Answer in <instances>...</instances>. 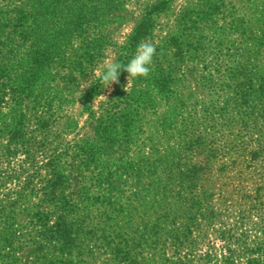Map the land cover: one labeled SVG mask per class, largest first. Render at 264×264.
Masks as SVG:
<instances>
[{
	"label": "rangeland",
	"instance_id": "obj_1",
	"mask_svg": "<svg viewBox=\"0 0 264 264\" xmlns=\"http://www.w3.org/2000/svg\"><path fill=\"white\" fill-rule=\"evenodd\" d=\"M118 1L119 6L106 0H84V17L75 20L84 26L78 39H90L94 32L92 28L86 30L87 25L102 23L101 35L112 43L103 62L116 61L120 48L131 38L138 40L137 45L143 41L154 43L159 51L156 50L151 69L157 63L165 69L164 80L171 91L168 103L155 98L154 107L140 108L139 91L144 85L140 78L127 80L128 74L122 72L118 82L95 92V119H102L111 131V159L120 168L118 173L127 170L123 175L126 183L122 182L126 197L140 192L141 161H153L156 153L179 155L178 163L187 166L208 163L215 170L236 159L243 150L264 152V0H256V9L243 6L250 20L246 28L233 27L219 16L206 21L210 13L208 0ZM9 3L4 2L2 10L11 8ZM96 3L98 8L107 9L99 17L94 15ZM82 51L75 55L79 57ZM178 53L183 54L182 60L176 58ZM64 57L63 67L70 66V55L64 53ZM99 65L88 68L86 74L74 75L78 88L74 92L63 84L67 82L61 75L66 70L54 66L59 74L52 73L63 82L58 89V103L65 105L57 116V124L48 130H39L51 122L29 98L22 95L16 101L10 95L0 97V264H43L46 259L56 264L69 259L74 264H131L129 254L139 263L144 255L137 237L139 220L123 231L119 226L124 225L126 216L120 219L111 214V225L104 226L102 220L107 213L98 205L86 206L75 196L76 182L70 184V204L62 208L64 211L54 209L50 201L54 197L50 186L53 173L73 176L68 157L76 153L73 144L77 137L90 131L81 93L101 85L96 74ZM13 109L15 120L10 119ZM140 123L144 126L141 136ZM131 125L134 131L138 130L137 136ZM59 126L66 130L64 134L59 132ZM17 129L20 131L13 134ZM52 167L55 168L51 170ZM133 171H137L135 176ZM128 198L120 201L125 210L132 201V197ZM138 203L132 202L134 206ZM250 205L244 204L245 213L229 217L224 226L214 223L209 228L198 219L201 227L195 228L189 241L179 249L178 257L187 256L182 259L186 264H222L223 247L230 245L237 256L234 264H242V254L250 255L257 246L264 251V206L256 210ZM247 207L251 212L247 213ZM40 213L49 215L46 224L39 218ZM60 214H68V224L82 231L79 249L71 257L56 253L60 238L49 229ZM228 229H232V239L223 245L215 232ZM44 235H52L48 241L54 247L42 252L38 247ZM125 239L130 248L117 244ZM174 254L169 250L165 257L177 262ZM153 263L146 262V255L141 262Z\"/></svg>",
	"mask_w": 264,
	"mask_h": 264
},
{
	"label": "trees",
	"instance_id": "obj_2",
	"mask_svg": "<svg viewBox=\"0 0 264 264\" xmlns=\"http://www.w3.org/2000/svg\"><path fill=\"white\" fill-rule=\"evenodd\" d=\"M106 1L115 6L120 5L118 0ZM4 2H10L11 8H5L3 11L1 6ZM208 2L209 18L213 16L206 21L219 16L224 21L228 20L227 22L233 27L245 28L250 20L246 17L243 6L247 5L254 9L257 6L256 0H217L216 2L208 0ZM0 3H2L0 5V97L10 95L16 101L22 95L25 96L24 98H29L37 108L40 107L41 115L47 116L51 122L46 128L38 127L39 130H48L57 124V116L62 113V107L65 105L58 103L60 95L58 89L63 82L52 71L59 74L58 71H54L55 68L57 66L64 68L67 73L61 76L67 83L63 84L74 92L78 89L75 87L74 75L86 74L88 68L101 64L105 52L112 43L101 35L102 23L98 21L87 25L86 28V30L93 29V37L78 39L82 37L84 26L82 23H75V20L77 17H84L82 11L85 9V2L81 4L79 0H0ZM94 8V15L97 17L107 10L98 8L97 3ZM99 11L101 14L98 15ZM145 27L147 26L144 25L143 28ZM76 41L79 44L77 49ZM137 43L138 40L129 39L125 46L120 48L116 61L127 63L135 53ZM79 50L83 51L78 57L75 54ZM156 50L159 51L158 48ZM68 51L70 57L67 59L72 64L63 67L62 62L66 59L64 53L68 57ZM176 58L182 60L183 54L178 53ZM82 60L85 62L83 63ZM122 72L124 71H121V74ZM166 76L165 69L157 63L146 77L140 78V83L144 85L139 91L140 108L154 107L155 98L162 99L165 103L169 102L171 91L168 90V82L164 80ZM2 86L5 90H2ZM102 88L101 83L81 93L85 112L90 119V128L87 127L90 131H85V134L77 137L73 144L76 153L68 157L73 176L60 172L53 173L54 179L50 186L53 187L54 197L50 201L54 209L61 210L70 204L71 197L67 192L70 184L76 182L77 189L74 195L80 197L86 206L98 205L104 209V213H107V217L104 216L102 220L104 226L111 225L113 220L111 214L119 216L120 219L126 216L124 225L119 226L123 231L129 230L135 219L139 220L140 235L137 237L140 239V251L144 252V255L139 263L129 254L131 264H141L145 255L146 262H154L153 264H161L160 261L162 264H186L182 259H187V256L178 257L179 249L189 241L195 228L201 227L198 219L209 228L214 223L224 226L225 220L229 217L234 215L238 217L237 214L245 213L242 209L244 204L250 203L251 208L256 210L263 208L264 152L243 150L237 153L236 159L222 164L215 170L208 167V163L187 166L178 163L181 160L179 155L169 152L156 153L157 158L153 161H141L143 167H140V192L135 191L128 196L132 197V201L128 202L125 210L120 201L129 199L124 191L125 184H122V182L126 183L123 175L127 170L118 173L120 168L114 164L109 152L111 147L108 144L112 139L110 127H106L102 119H95L97 112L92 107L95 92L97 90L100 92ZM103 103L98 107L99 110ZM15 112V109L10 111V119H16ZM132 126H130L131 131L137 136L138 130L134 131ZM127 127H124L125 130H128ZM143 129L144 126L140 123V136ZM58 130L62 134L66 131L63 126H59ZM19 131L20 129L14 130L13 134ZM124 155L128 156L126 153ZM54 168L52 167L51 170ZM136 172L133 171L134 176ZM248 183L249 186L245 185ZM132 202L140 203L134 206ZM247 208L249 209L247 213L251 212V208ZM39 218L45 221V224L50 219L45 213H40ZM67 219L68 214H60L49 229L60 238V247L56 253L71 257L73 252L79 249L78 243L82 231L73 227V224L69 225ZM92 232H90L91 236H93ZM231 232L232 229L215 232L216 239L226 245L232 239ZM50 238L52 235H44V243L39 245V251L43 252L46 248L54 247V244L48 241ZM117 244L130 248L127 239L118 241ZM223 249L225 255L221 263L234 264V257H237L234 250L230 245ZM169 250L175 253L177 262L165 257ZM242 255L245 256L242 264H264V251L259 246L254 248L250 255ZM154 257L159 258L160 261L155 260ZM43 264L56 263L52 259H46ZM61 264L74 263L69 259Z\"/></svg>",
	"mask_w": 264,
	"mask_h": 264
},
{
	"label": "clouds",
	"instance_id": "obj_3",
	"mask_svg": "<svg viewBox=\"0 0 264 264\" xmlns=\"http://www.w3.org/2000/svg\"><path fill=\"white\" fill-rule=\"evenodd\" d=\"M155 53V44L150 41H143L137 45L135 53L128 59L127 63H121L120 61L101 63L96 70V74L103 84V88L118 82L121 71L128 74L127 80L146 77L151 70Z\"/></svg>",
	"mask_w": 264,
	"mask_h": 264
}]
</instances>
